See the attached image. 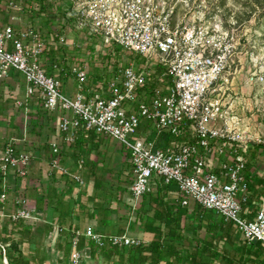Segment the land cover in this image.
<instances>
[{"label":"built area","instance_id":"obj_1","mask_svg":"<svg viewBox=\"0 0 264 264\" xmlns=\"http://www.w3.org/2000/svg\"><path fill=\"white\" fill-rule=\"evenodd\" d=\"M50 2L0 0L3 11L20 16L0 22V85L10 73L21 74L27 87L23 103L35 94L44 110L57 114L55 128L67 144L80 129L116 141L131 166L129 192L135 200L160 183L173 184L181 207L195 203L230 223L241 240L264 248V194L251 200L247 169L249 148L261 140L233 109L228 34L207 25L174 24V8L166 0H65L60 23L47 27L40 17L49 10L55 14L46 6ZM30 9L35 11L31 21L22 25ZM70 25L93 40V47L116 48L143 62L119 64L89 87L84 66L61 68L50 53L48 40L66 45L63 32ZM61 73L75 77L73 97L62 91ZM247 80L257 83L262 77L251 74ZM163 133L170 139L161 145ZM50 146L51 166L58 168L60 143ZM31 159L15 140L0 149V220L34 225L36 216L21 194L14 198L16 209L4 212L12 190L9 177L25 176ZM82 237L98 248L143 244L126 234L106 237L87 226L71 234L69 264L84 262ZM7 246L0 243V264H8Z\"/></svg>","mask_w":264,"mask_h":264},{"label":"crops","instance_id":"obj_2","mask_svg":"<svg viewBox=\"0 0 264 264\" xmlns=\"http://www.w3.org/2000/svg\"><path fill=\"white\" fill-rule=\"evenodd\" d=\"M1 7L0 22L7 23L8 15H17ZM60 77L63 83L75 86L72 74L61 73ZM19 81L23 85L22 96L14 103L0 101V149L15 140L19 149L32 154L25 176L9 177L12 190L4 208L6 214L12 213L16 209L14 198L21 194L36 216L34 225L28 227L35 229L33 238L20 247L23 255L33 264H69L71 234L87 226L106 237L126 234L138 238L143 245L152 241L151 227L137 213L154 205L148 197L135 200L129 192L131 166L121 146L111 138L81 129L71 143H65L64 135L55 128L57 114L44 110L35 94L23 103L27 87L21 74H9L0 85L1 95L8 87L16 89L14 83ZM65 93L73 97L76 92ZM55 140L60 143L58 168L51 166L50 145ZM72 176H78L81 183ZM259 179L254 176L251 184ZM173 193L169 192L167 199L175 201ZM263 194L264 190L260 195ZM195 205L191 203L187 212ZM59 229L62 231L58 232ZM89 242L86 238L80 239L79 247L85 256L83 264H107L108 260Z\"/></svg>","mask_w":264,"mask_h":264},{"label":"rangeland","instance_id":"obj_3","mask_svg":"<svg viewBox=\"0 0 264 264\" xmlns=\"http://www.w3.org/2000/svg\"><path fill=\"white\" fill-rule=\"evenodd\" d=\"M17 1L24 2V0ZM166 1L174 8V24L183 21L189 24L207 25L228 34L229 79H231L236 93L233 109L242 119L243 126L261 140L260 143L252 144L250 147L247 169L250 176H256L264 181V0ZM65 5V0H51L50 3H46L48 8L55 10V14L49 10L48 13L46 11L45 15L40 17L47 27L48 22H53L56 25L60 23L66 8ZM1 9H4L3 4ZM30 10L26 14L28 16L25 15L26 20L21 17L22 25L29 24V15L35 12ZM15 12L17 15H11L20 17L19 12L13 11V13ZM16 22L19 21L16 20ZM63 34L67 39V44L64 46H59L48 40L50 53L56 56L58 65L67 69H71L74 65L84 66L90 73L89 87L95 86L103 75L106 78L112 68L119 64L132 62L133 59L143 62V59L128 55L116 48L108 50L98 43L93 47V40H89L74 30L71 25L67 26ZM17 74L20 76L19 73ZM251 74L261 76L262 80L257 83L249 82L247 79ZM14 86L16 89L8 87L2 95L0 93V101L8 100V103H14L20 98L19 96H22L23 85L21 82L14 83ZM62 91L69 93L74 91L75 93L77 86L76 84L74 86L71 83H63ZM168 139L170 136L163 133L159 138V143L163 145ZM250 178L253 181L254 178ZM262 190H264V183L256 184L254 191H251V200H256ZM134 216L133 213L131 217ZM237 239L240 240L239 236ZM63 260L64 257L60 261L63 262Z\"/></svg>","mask_w":264,"mask_h":264},{"label":"trees","instance_id":"obj_4","mask_svg":"<svg viewBox=\"0 0 264 264\" xmlns=\"http://www.w3.org/2000/svg\"><path fill=\"white\" fill-rule=\"evenodd\" d=\"M249 153L250 148L247 158ZM262 181L249 184V189ZM171 191H176L173 184H162L155 193L143 197L154 205L137 213L154 234L147 245L98 248L89 244L100 251L107 264H264V248L259 242L238 240L239 235L230 223L198 205L188 213L187 208L167 199ZM0 228V243L8 245L5 251L8 264H33L20 247L30 242L35 229L22 221L8 220H3Z\"/></svg>","mask_w":264,"mask_h":264}]
</instances>
